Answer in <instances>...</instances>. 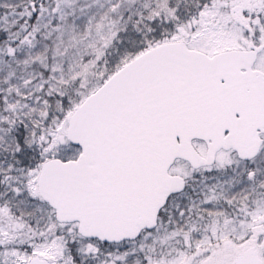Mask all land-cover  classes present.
I'll list each match as a JSON object with an SVG mask.
<instances>
[{
	"label": "snow or ice",
	"instance_id": "1",
	"mask_svg": "<svg viewBox=\"0 0 264 264\" xmlns=\"http://www.w3.org/2000/svg\"><path fill=\"white\" fill-rule=\"evenodd\" d=\"M0 264H264V0H0Z\"/></svg>",
	"mask_w": 264,
	"mask_h": 264
}]
</instances>
